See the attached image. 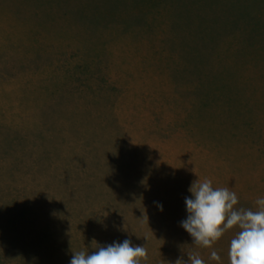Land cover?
I'll list each match as a JSON object with an SVG mask.
<instances>
[{"label": "rangeland", "instance_id": "374dc122", "mask_svg": "<svg viewBox=\"0 0 264 264\" xmlns=\"http://www.w3.org/2000/svg\"><path fill=\"white\" fill-rule=\"evenodd\" d=\"M206 178L264 197V0H0L1 264H229L181 227Z\"/></svg>", "mask_w": 264, "mask_h": 264}, {"label": "clouds", "instance_id": "9594fccd", "mask_svg": "<svg viewBox=\"0 0 264 264\" xmlns=\"http://www.w3.org/2000/svg\"><path fill=\"white\" fill-rule=\"evenodd\" d=\"M191 198H185L187 218L181 227L190 235L193 244L206 249L213 246L229 230L238 229L230 240L229 264H264V197L255 201V209L237 208L239 198L229 187H213L210 179L194 181ZM162 211V205L160 206ZM144 245H133L125 239L99 246L91 254L80 251L72 254L69 264H142L147 262ZM209 260L222 264L216 250H211ZM205 264L199 253L188 254L187 264ZM175 264H185L178 258Z\"/></svg>", "mask_w": 264, "mask_h": 264}, {"label": "trees", "instance_id": "16d2710c", "mask_svg": "<svg viewBox=\"0 0 264 264\" xmlns=\"http://www.w3.org/2000/svg\"><path fill=\"white\" fill-rule=\"evenodd\" d=\"M1 264V263H0Z\"/></svg>", "mask_w": 264, "mask_h": 264}]
</instances>
